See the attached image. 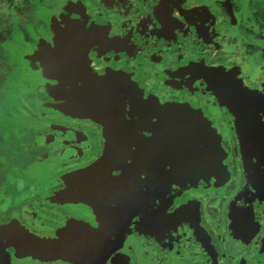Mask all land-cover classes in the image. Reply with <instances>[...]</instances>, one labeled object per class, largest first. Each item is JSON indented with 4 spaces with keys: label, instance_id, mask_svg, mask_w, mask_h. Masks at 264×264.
Returning a JSON list of instances; mask_svg holds the SVG:
<instances>
[{
    "label": "rangeland",
    "instance_id": "rangeland-1",
    "mask_svg": "<svg viewBox=\"0 0 264 264\" xmlns=\"http://www.w3.org/2000/svg\"><path fill=\"white\" fill-rule=\"evenodd\" d=\"M160 1V5H162L165 0ZM237 1L240 4L243 2L241 13L229 15L227 13L230 8L229 3ZM127 3L125 0H0V126L4 129L10 128L8 133L3 131L5 138L11 133L23 135L22 133L27 131L29 126L35 134L41 133V135L50 134L55 130L59 131L57 128L64 127V134H61L60 137L67 141L72 133L77 135L76 131L85 133L87 130L84 127L77 129L78 126L75 125V122L65 118L66 115L78 114L82 118L90 119L102 116L107 119L111 118L112 121L107 126V138L119 135L123 138L124 143L123 161L120 159L121 162H118L119 165H116L115 170L109 176L103 177L104 180L109 178L111 180L103 181L105 183L102 186H97L99 188L68 198V202L82 203L86 207L78 205L72 209L63 207L53 209L51 206H47V203L41 205L47 199L51 200L55 190L63 186L57 182L63 180V175L65 178L66 173L73 168L72 161H68L71 163L70 165L65 164L64 170L58 168L64 163L57 160L52 162L57 150L50 149L49 155L39 158L35 166L38 169V174L35 171L25 174L21 169L15 170L11 166L5 176L4 172L2 173L3 166L0 165V227L8 225L6 222L9 219L22 218L23 210L27 208L34 217L53 229L51 238L41 237L42 233L32 227L30 234L23 233L21 241L9 242L8 247L11 246L10 248L18 256L19 261L13 255L3 252L4 247L0 245V252H3L0 254V264H176L177 253L182 247L179 246L177 249L175 244L180 240H176L172 236L169 239L166 233L158 235L160 242L154 241L152 236L145 247L135 241L134 233L125 234L126 238H122L125 242V244L123 242V246L128 244V250H125L127 258L123 263L120 261L123 258L117 259L118 261L115 259L112 262L110 257L103 255L108 250V241H104L101 231H106L104 227L109 221V217L114 214V210L112 208L102 210L97 201L107 193L113 192L117 187H124L127 194H131V199L136 197L138 199L140 193H143V197L150 195L151 191L156 193L153 189L158 187L157 183L161 184L169 178L172 179V169L176 167V163L173 164V157L178 152H189L188 161L194 160L201 163L210 159L212 170H207V174L200 180H198L199 176L198 178L190 176L189 182L184 185L178 186L177 182L172 179L171 187L176 186L178 192L170 198L165 208L167 209L172 202H178L177 209L172 213L168 212L169 218L161 220L163 224L158 222L153 233L162 226L167 232L176 231L178 237L184 234L188 240L192 239L185 249L183 247L188 264H218L219 250L221 252L222 250L219 246L216 247L210 243L209 238L205 236L203 225L201 227L196 221L191 224L190 220L202 216L203 208L197 198H192L194 194L191 192L192 187L213 188L217 183L216 178L222 179V176L227 174L226 169L220 167L219 164L221 165L226 153L222 151V134L224 130H227L228 124L225 118L223 119L225 122H221L213 110H210L206 117H202L203 114L198 108V105L202 107L203 103L206 107L209 103L213 104L219 101L225 111L235 112L232 113L236 117L234 123L239 122V125L244 126L234 124L240 131L239 144L242 145L243 150L246 149V145L248 147L250 144L254 146L255 143H258L257 149L243 151L242 157L244 165L248 164L247 170L254 167L251 173H246L243 177L247 179L248 185L258 189L254 194L244 196V199H241L239 203L243 206L247 205L249 210L250 221L248 224L246 218L243 219L244 225L252 227V233L245 235L248 237L247 242H251V239L257 234L259 241L264 240V29H262L264 26V0H189V3L194 5V8L199 12L195 23L198 28L194 30L188 28L185 35L181 34V29L177 30L181 39L187 40L188 37L187 42L183 41L185 47H197L198 49L199 42L206 43L208 38H214L212 44L217 48V56L221 57L226 54L234 57L237 55L236 60L243 61V67L238 69L237 75L242 77L241 71L244 69V75L248 77V83L244 77H242L243 82H237L234 79L235 69L231 67L232 69L228 72L231 71L232 76H224L227 78V81H224L226 79L221 77L225 70L224 62L220 63L221 69L194 63V66H199L195 72L200 78L204 76L205 71L208 74L205 75L202 82L205 84V88L202 84L203 89L208 94L205 95L198 90L192 91L191 101L194 99L195 103H191V105L180 97L164 104L161 97L148 94L144 86L143 89H140L131 81L128 82L127 76L120 79L122 83L117 82L116 84H114L117 79L116 74H108L105 77L91 74L82 79L86 83L84 85L79 79L72 83L66 82L64 77L68 73V66H73L72 70L80 72L82 69L85 70L83 64L86 59L85 55H87L88 48L100 37L99 32L103 27L102 19L98 18L99 12L105 19L108 15L115 14V17L118 16L121 9H129ZM165 4L163 9L165 14H161L164 20L167 12H180L185 9L179 0ZM83 8L86 16H84ZM184 12L190 16L189 13H186V9ZM121 15H128V13L123 12ZM114 17L110 18V21L118 20ZM219 18L222 19V24L221 21L217 22ZM236 25H239L238 29ZM47 29L49 32H46ZM41 34L45 37H42ZM166 44L167 41H165ZM108 45L106 41L99 48L106 51L105 48ZM256 48L258 50H255ZM89 52L92 54L93 48ZM194 53L196 55L197 52ZM142 57L145 60L148 56L146 57L143 53ZM154 61L157 59L155 58ZM227 63L230 64L226 61ZM177 78L179 77L177 76ZM192 80L194 78H187L189 81L187 83L184 80H179V82L182 83L181 86L185 85L188 89H192L189 84ZM148 86L156 91L154 85L149 84ZM256 86L260 88L257 90L254 88ZM42 88L46 89L42 90ZM39 91L42 93L47 91L48 94L53 95L51 99L55 101L60 98L63 104L57 102L53 104L55 108L42 107L40 104L42 94H39ZM256 93L261 96L256 98L258 95ZM62 94L65 97H62ZM143 98H147L152 103L143 104V128L148 136L141 143L137 137L140 131L135 124H132V121L125 119L126 114L118 109L122 101H128L131 106H134ZM13 105H16V109L11 111L10 115L17 124L4 126L2 120L9 114ZM57 107L61 108L62 112ZM26 114L31 116L28 122ZM166 120L168 121L165 122ZM227 122L233 126L232 122ZM165 123L166 126H170V124L175 126V123L179 127L182 125L181 132L185 126L188 131L186 138L183 139L176 135L168 142L164 138H160L157 145H154L155 136H149V132L152 134L154 130H157L155 135L164 136L168 132L166 129L162 130ZM248 125H251L254 131L250 135L252 138H248L247 135L246 127H249ZM2 127L1 129H3ZM26 134H29V130ZM22 137V141L26 140L24 136ZM47 139L48 137L45 136L41 141L44 142ZM36 141H38V137ZM70 145L66 144L65 149H68ZM233 147L235 149L236 145L234 144ZM75 152L76 150L72 149L68 150L67 154L72 157ZM48 158L49 166L45 163ZM1 160L2 162L7 160L3 153H0ZM179 167L183 171H187L185 166ZM193 167L190 163L189 170ZM122 168L125 171H121L118 175ZM41 175H43V179H40ZM33 186H35L34 189H32ZM231 187L232 184L225 190V193H229ZM103 189L107 191H103ZM257 192L259 193L257 194ZM193 200L196 201V204L193 203ZM3 210L9 211L5 213ZM89 212L102 219L104 224L99 223L98 220L94 221ZM161 213L163 212L161 211ZM166 214L164 212L162 217ZM203 218L205 219V217ZM201 229L202 231H200ZM0 232L5 235L7 231L1 230ZM256 245L258 246L259 242H256ZM123 246H115L114 251L121 252ZM263 247L264 241L259 246L260 249H245L243 247L240 250L238 247H232L226 253L225 260H227V264H264ZM174 251L177 253L172 254ZM28 258L39 259L28 262Z\"/></svg>",
    "mask_w": 264,
    "mask_h": 264
},
{
    "label": "flooded vegetation",
    "instance_id": "flooded-vegetation-1",
    "mask_svg": "<svg viewBox=\"0 0 264 264\" xmlns=\"http://www.w3.org/2000/svg\"><path fill=\"white\" fill-rule=\"evenodd\" d=\"M125 1L126 3L128 2L127 5L129 9H121L119 11L120 13H118V16L114 17L115 14L113 13V16L108 15L107 19H105V17H103L99 12L98 18L100 20L102 19L101 22L103 27L99 32L100 37L94 44L90 46V48H88L89 50L87 51V55H85L86 57L84 56L86 58L83 61L85 70L82 69V71L80 72L75 69L72 70L73 66H68V73L64 77L66 78V82L69 81L72 83L75 80L79 79L84 85L85 82H83L82 79L88 77L91 74L104 77L108 74H116L117 79H115L116 81L114 82V84H116L117 82L122 83V81L120 82V79H122V77L124 76H127L129 79L128 82L131 81L140 89H143L144 86L148 91V94L150 93L151 95L153 94L157 97H161L163 99L161 101L164 104L169 103L172 99H177L180 97L182 100H186L185 102H187V104L189 103V105H191V103H195L194 99L193 101H191L192 91L198 90L205 95L208 94L203 89V86L205 88V84L202 83L204 81L203 79L205 75L208 74L205 71L204 76L200 78L195 72L197 69H199V66H194V63H199L201 65L203 64L204 66H207L209 68L218 67L219 69H221L220 63L224 62L225 70L223 74H221L222 78H225L224 76H232V72L228 71L232 69L231 67H233L236 72L234 79L237 80V82H243L242 77H244V80L246 81V83H248V77L244 75V69L241 71L242 77L240 75H237L238 69L243 67V61L241 60V62H238L239 60H236L237 55H235L234 57H230L226 54L221 55V57L217 56V48L212 44L214 38L209 39L207 37L208 39L206 40V43L199 42L198 49L197 47H185L183 41L187 42L188 37L187 40L181 39L177 30L181 29V34H186L188 28L190 30L198 28V25H195V23L198 19L199 12L194 8V5L189 3V0L179 1L181 5L186 9V13H189L190 16L185 14V9H183L180 12H167V15L164 16L166 17L165 20L163 19V17H161L165 14L163 11L164 5H166L165 3H173V0H165L162 2V5H160V0H139L138 2L135 0ZM242 3L240 4L239 1L235 3L230 2V8L228 9L227 13L229 15L241 13ZM95 10L99 11L97 9ZM83 11L84 16H86L84 8ZM123 12H127L128 15H124L126 16L124 17L123 15H121V13ZM113 17L118 18V20H115L114 22L110 21V18ZM219 21H221L222 24L221 18H219L217 22ZM238 26L239 25H236L237 29ZM262 29H264V26H262ZM49 30H51V28H49ZM49 30L47 29L46 32H49ZM41 36L45 37V35L42 34ZM106 41L109 45L107 48H105L106 51H102L99 46H102V44ZM165 41H167L166 45ZM217 44L220 45V43ZM253 47L255 48V46ZM92 48L93 53L91 54V52L89 51H91ZM255 50L258 49L256 48ZM194 52H197L196 55ZM143 53H145L146 57L148 56L145 60H143L142 57ZM150 55L152 57H149ZM155 58L157 59V61H154ZM226 61H228L230 64H226ZM87 66L89 68H86ZM177 76L179 78H177ZM72 77L74 78L72 79ZM187 78H194V80L189 83L192 89H188L185 85L181 86L182 83L179 82V80H184L187 83L189 82L187 81ZM225 79L226 80L224 81H227V78ZM149 84L154 85L157 92L151 89L148 86ZM123 85L125 84L123 83ZM254 88L258 90L260 87L256 86ZM45 89L42 88V90ZM39 94H42L40 98V104L42 105V107L47 106L55 108L53 106L54 103L60 102L61 105L63 104L60 98L57 101L51 99L53 95L51 96L47 91L43 93L39 91ZM63 94L62 97H65ZM165 94H167V96H165ZM259 96L261 95L258 94L256 98H258ZM200 104L202 105V103ZM198 108L200 109L201 114H203L201 115L202 117H206V114L208 113L209 115L210 110H213L217 114L216 116L221 122L225 118V121L228 124L227 130H224L222 134V151L226 153L221 162V165L219 164L220 167L226 169L227 174L226 176H222V179L216 178L217 183L213 186V188L192 187L191 192H194L192 198H197L199 200V203L201 204V207L203 208L201 213L202 216H200L199 218H193L192 220H190V223L192 224L194 221H196L198 224H200L201 227L203 225L202 228L205 230V236L209 238L210 243H213L214 246L216 245V247L219 246V248L222 250V252L219 250L220 255L218 256V264H227V260H225L227 256L226 253L229 252L230 248L238 247V249L241 250L244 243H247V245H245V249H260L259 246L264 241H259V235L257 234L251 239L250 243L247 242L248 237H246L245 235L247 233L248 235L252 233V227L247 226L248 221H250L248 215L249 210L247 209V205L243 206L239 203L241 199H244V196H250L254 194L258 189L248 185L249 183L247 182V179L243 177L246 175V173H251L254 167L252 166V169L250 167L248 171V164H246L245 166V162L243 161L244 159H242L244 155L243 151L245 152L248 149L253 151L255 148L257 149L258 143H255L254 146L250 144L247 147L246 145V149L243 150L242 145L239 144L240 131L237 129V127L234 126V124H236L234 123L236 117L232 115V113L234 114L235 112L230 113V110L225 111V108L220 104V101L216 103L214 102L213 104L209 103L206 105V107L203 103L202 107L198 105ZM14 109H16V105H13L11 107L9 114H7L5 118L3 117L4 119L2 121L4 126L6 124H9V126L13 123L17 124L16 121L12 120L13 117H11L10 115L11 111H15ZM57 109L59 111L62 110L58 107ZM118 110L122 111L123 114H126L124 116L125 119H129L130 121H132V124H135L137 129L140 131L139 135L137 136L138 140L139 142L143 143V139L145 140L148 135H146L147 132L143 128L142 101L139 100L138 104L136 103L134 104V106H131L128 101H122ZM26 117L28 122V120L31 119V116L30 114H26ZM65 118L75 122V125L78 126L77 129L84 127L85 129H87L86 132L82 133L76 131L78 133L77 135H75V133H72V135H69L70 139L64 141L61 139L63 137H60L61 134H64V127L57 128L59 129V131L55 130L52 132L53 134L50 133L41 135V133L35 134L31 130V126H29L27 127V131L29 130L28 135L26 134L27 131H24L22 133L23 135L11 133L12 135L10 134L9 136H7V138H5L3 131L5 133H8V129L10 130V128H5L7 129L5 131L4 127L0 126V146H3V149L0 151V153H3L7 159L5 162H2L1 160L0 165L3 166L2 173L4 172L5 176L8 172V168H10L11 166L15 168V170L17 168L21 169L23 171L22 173L25 174L31 171L32 173H34L35 171L36 174H38V169H36L35 166L38 163L40 157L49 155L50 149L57 150L56 155L53 156L52 162H55V160H57L60 163H64L63 165L58 166L59 169L64 170L65 164L67 165L68 161H72V164L68 163L69 165H73L72 170H69L68 173H66L65 178L63 175V180H59L57 182L58 184H62L63 186L55 190V194L51 197V200L47 199L46 201L44 200L45 202H42V204L40 203L41 205L47 203V206H51L53 209H57V207L72 209L78 207V205H83L84 207H86L82 203H74V201L68 202V198L81 195L82 193L90 191L91 189L99 188L97 186H102L103 183L111 180V178L104 180L103 177H107V175L109 176V174L115 170L116 165L118 166L121 162L120 159L122 160L124 158V143L122 141L123 138L119 135H112L107 138V126H109V122L112 121L111 118L110 120L105 118V116H102L101 118L95 117L93 119H90L88 117L82 118L78 114H75L73 116L66 115ZM11 120L12 122H10ZM167 121L168 120H166L165 122ZM227 121L232 122L233 126ZM169 122L171 123V120H169ZM237 125H239V122L236 124V126ZM239 126L244 127L242 124H240ZM248 126L249 127H246V131L248 132V130L250 129V133L252 127L251 125ZM1 127L3 129H1ZM163 127L162 130L166 129V131H168L167 134L163 133L165 137L155 135V132H158L157 130H154L152 134L151 132H149V136H155V142L153 143L154 145H157V141H159L160 138H164V140L168 142L170 138H173L176 135L184 139L186 138V134L188 133L185 126H183V131L181 132L180 127H182V125L179 127L176 123L175 126L173 124H170V126H166L165 123V126ZM177 129L178 131L176 132ZM69 131L72 130L69 129ZM249 133H247L248 138L251 137V134L249 135ZM22 136H24L26 140L22 141ZM45 136H47L48 139L42 142L41 139ZM37 137L38 141H36ZM226 139H229V141H226ZM68 143L71 145L68 147V149H65V146ZM242 143L245 144L244 142ZM231 144L233 146L234 144L236 145L235 149L232 146V150V147L230 146ZM7 148H9V150L13 149L16 154L19 153L21 155V160L11 156L13 152H7ZM72 149L76 150L75 155L69 157L67 151ZM174 156L175 157H173V164L176 163L175 166L177 168L174 167L172 169V179L174 182H177L178 186L184 185L189 182L190 176L194 178H198L199 176L198 180H200V178L206 175L208 171L212 170L210 159H207L205 161L203 160L204 162L201 163L195 162L194 160L188 161L189 152H178ZM65 161L67 162L65 163ZM45 163H47V165L49 166V158ZM190 163L194 167L190 168L189 170ZM196 164L198 165L197 167ZM181 165L185 166V168H187V171H183L181 167H179ZM95 168H100L101 170L99 171L98 178L93 188L84 190L83 192L77 193L74 196H69L61 199V196L64 195L65 191L72 187L73 176L75 177L76 175L84 174L90 170H94ZM121 171L125 170H123V168L120 169L118 175H120ZM40 179H43V175L40 176ZM172 179L169 178L166 181L167 183L165 181L161 182V184L157 183L158 187H155L153 189L156 191V193L154 191H151L150 195H146L144 197L143 193H140L138 199L137 197L135 199H131V194H127L124 187H117L113 192L107 193L104 197L97 201L98 206L102 208V210L107 208H112L114 210V214L109 217V221H107L105 225L106 228L104 227L106 231H101L104 241H108V250L104 252V255L110 257L112 262L115 259L116 261H118L120 258H123L120 259L122 263L125 261V258H127V253L125 252V250H128V244L126 246H123L124 240L122 238H126V235L132 232L135 234V241H137L138 244H140L142 247H145L146 244H148V241L152 236L154 241L156 240L160 242L158 240V235L161 236L160 233H166L169 236V239L170 236L175 237L176 240H180L175 244L177 246V249L179 246L182 247L180 249V252H172V254H178L176 264H188V259H186V256L184 255V249L192 239L188 240L183 233V236L178 237L176 231L172 232L171 230V232H167L164 230V228H162V226L153 233L157 223H162L163 221L161 220H164V218L167 217L169 218L170 215H168V212L172 213L177 209L178 202H172L170 203V205H168L167 209L165 208L166 204L170 201V198L178 192L176 186L171 187ZM231 184L232 187L230 192L225 193V190H227V188ZM47 187H49V184H47ZM34 188L35 186H33L32 189ZM170 188L174 189L171 190ZM187 189L189 190L190 186L187 187ZM103 191L107 190L103 189ZM258 193L259 192H257V194ZM134 194H136V192H134ZM210 198H212V200H210ZM193 203L196 204V201L193 200ZM235 203L237 205L236 207ZM9 210L3 211L5 213H8ZM161 211L163 213L165 212V214L167 212L166 216L162 217L163 213H161ZM90 215L92 216L91 218L94 221L98 220L99 223L102 222V219H100L98 216L96 217V215L94 216L91 213ZM203 217H205V219ZM244 218H246L247 221V224L245 225L243 222ZM41 221L38 218L34 217L33 213L27 208L23 210L22 218L15 217L14 219H9V221L6 222L8 225L0 227V231H7L5 234L6 236L0 232V234H2L0 235V240L2 241L0 245L4 247L3 252H7L10 255H13L14 257H16V260L19 261L12 248H10L11 246L8 247L7 244L9 242L16 243L18 241H21L23 239V233L30 234V229L32 227L42 233V235H40L41 237L51 238V236L53 235V233H51L53 229H51L49 225H45V223ZM101 224H104V222H102ZM196 227L197 224L195 225V228ZM114 229H116V231H114ZM200 231H202V229ZM256 242H259L258 246L256 245ZM115 246H123V249H121V252H115ZM238 249H236V251H238ZM3 252H0V254H2ZM262 254L264 255V250ZM251 255L253 254L251 253ZM177 261L180 262L178 263Z\"/></svg>",
    "mask_w": 264,
    "mask_h": 264
},
{
    "label": "water",
    "instance_id": "water-1",
    "mask_svg": "<svg viewBox=\"0 0 264 264\" xmlns=\"http://www.w3.org/2000/svg\"><path fill=\"white\" fill-rule=\"evenodd\" d=\"M250 130V129H249ZM248 130V133H249ZM253 134V130L250 131L249 135ZM100 168H95L94 170H90L84 174L76 175L72 177L73 185L69 189H67L62 198H66L69 196H74L77 193L83 192L84 190H88L94 187L95 182L98 178ZM250 243V242H249ZM245 247V245H243Z\"/></svg>",
    "mask_w": 264,
    "mask_h": 264
},
{
    "label": "trees",
    "instance_id": "trees-1",
    "mask_svg": "<svg viewBox=\"0 0 264 264\" xmlns=\"http://www.w3.org/2000/svg\"><path fill=\"white\" fill-rule=\"evenodd\" d=\"M10 148H11V147H10ZM2 149H3V146H0V151H1ZM5 150H6V149H5ZM7 150H8L7 152H9V151H10V152H11V151L13 152V154H12L11 156H13V157H15V158H18V159L21 158V155H20L19 153L16 154V153L13 151V149H10V150H9V148H7ZM20 160H21V159H20ZM103 255H104V254H103ZM103 255H102V256H103ZM17 257H18V256H17ZM104 257H105V256H104ZM28 259H29L28 262H30V261H33V260H34V261H35V260H38L39 258H34V259H33V258H28ZM25 260H26V259H25ZM23 264H24V263H23Z\"/></svg>",
    "mask_w": 264,
    "mask_h": 264
},
{
    "label": "snow or ice",
    "instance_id": "snow-or-ice-1",
    "mask_svg": "<svg viewBox=\"0 0 264 264\" xmlns=\"http://www.w3.org/2000/svg\"><path fill=\"white\" fill-rule=\"evenodd\" d=\"M141 95H143V94H141ZM142 103H143L144 105H149V104H151L152 102H151L150 100H148L147 98H143Z\"/></svg>",
    "mask_w": 264,
    "mask_h": 264
}]
</instances>
